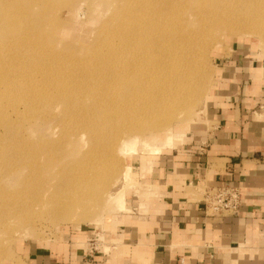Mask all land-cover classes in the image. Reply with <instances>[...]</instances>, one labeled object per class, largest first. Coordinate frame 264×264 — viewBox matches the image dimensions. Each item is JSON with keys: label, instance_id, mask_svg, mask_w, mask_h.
Wrapping results in <instances>:
<instances>
[{"label": "rangeland", "instance_id": "1", "mask_svg": "<svg viewBox=\"0 0 264 264\" xmlns=\"http://www.w3.org/2000/svg\"><path fill=\"white\" fill-rule=\"evenodd\" d=\"M243 40L264 54V0H0V264L121 212L139 159L205 125L218 52Z\"/></svg>", "mask_w": 264, "mask_h": 264}, {"label": "crops", "instance_id": "2", "mask_svg": "<svg viewBox=\"0 0 264 264\" xmlns=\"http://www.w3.org/2000/svg\"><path fill=\"white\" fill-rule=\"evenodd\" d=\"M238 43L218 52L205 125L189 122L149 170L138 158L126 210L18 240L8 264H264V54ZM204 184L238 188V214L206 215Z\"/></svg>", "mask_w": 264, "mask_h": 264}, {"label": "built area", "instance_id": "3", "mask_svg": "<svg viewBox=\"0 0 264 264\" xmlns=\"http://www.w3.org/2000/svg\"><path fill=\"white\" fill-rule=\"evenodd\" d=\"M203 201L208 216L237 215L240 207V192L238 188L228 185L214 186L205 190Z\"/></svg>", "mask_w": 264, "mask_h": 264}, {"label": "bare ground", "instance_id": "4", "mask_svg": "<svg viewBox=\"0 0 264 264\" xmlns=\"http://www.w3.org/2000/svg\"><path fill=\"white\" fill-rule=\"evenodd\" d=\"M39 1H41V0H39ZM46 1V0H45ZM33 3H35L34 1H32ZM38 2V1H37ZM49 2H51V1H49ZM80 2H82V1H80ZM80 2H79V4H80ZM4 3V2H3ZM46 3V2H45ZM32 4V3H31ZM48 6V5H47ZM49 8H50V6H49ZM42 9V8H41ZM40 9V10H41ZM43 10V9H42ZM204 11V10H203ZM24 12H26V11H24ZM33 14V13H32ZM42 16V15H41ZM214 20V19H213ZM33 21H35V20H33ZM37 25V24H36ZM37 26H40L41 27V25L39 24V25H37ZM179 26V25H178ZM181 28L182 27H172L171 29H172V31H171V33H169V30L170 29H166L165 27L161 30V32H162V34H163V39L166 41V46H172V47H174V46H180L181 47V43H182V41H184V39L180 36V34H179V32L181 31ZM175 30H177L178 31V33L177 34H173V31H175ZM184 49H185V51H186V53H187V55H190V51H191V46L188 44V43H185L184 44ZM192 63V62H191ZM3 77L2 76H0V80L2 79ZM145 80H146V82L147 83H149V81H148V79L146 78V77H143ZM16 88V87H15ZM15 88H12V87H8V86H6L5 87V85H3V84H1L0 83V110L1 109H3V108H5V107H9V106H12L13 105V103L12 102H10V104H9V102H7V104H9V105H6V99H4L3 98V96L4 95H10L11 94V96L13 97V96H15V94H16V91H14V90H16ZM18 89V88H17ZM21 90V89H20ZM181 94V93H180ZM7 98V97H6ZM173 144V143H172ZM163 147H166V146H163ZM153 150V149H152ZM158 149L157 148H155L153 151H157ZM155 152H153V153H155ZM158 152H160V150L159 151H157L156 152V154L158 153ZM152 153V154H153ZM150 161V160H149ZM125 174V173H124ZM127 175V174H126ZM121 178V177H120ZM120 178H116V180L115 181H113V183H112V185H114V184H118V186H120V184H121V182H120ZM126 178V177H125ZM122 179V178H121ZM125 184H127V181H126V183L124 182V183H122L121 184V190L119 189V194H118V198H116L117 199V201H119L118 202V207H119V210H121V211H123V210H126V206H125V199H124V186H125ZM118 186H116V188L118 187ZM128 186V185H127ZM68 201V200H67ZM67 201H66V203H67ZM65 203V202H64Z\"/></svg>", "mask_w": 264, "mask_h": 264}]
</instances>
